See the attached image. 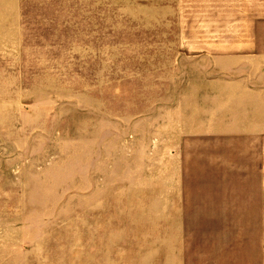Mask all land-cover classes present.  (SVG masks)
I'll return each mask as SVG.
<instances>
[{
	"label": "rangeland",
	"instance_id": "obj_1",
	"mask_svg": "<svg viewBox=\"0 0 264 264\" xmlns=\"http://www.w3.org/2000/svg\"><path fill=\"white\" fill-rule=\"evenodd\" d=\"M237 4L0 0V259L20 246L70 252L128 236L105 217L151 205L161 190L243 189L256 207L218 215L222 231L207 230L214 215L203 214L194 233L230 245L204 264H262L260 147L219 151L208 165L185 134L191 102L207 97L200 51L237 26ZM137 233L158 237V223Z\"/></svg>",
	"mask_w": 264,
	"mask_h": 264
},
{
	"label": "crops",
	"instance_id": "obj_2",
	"mask_svg": "<svg viewBox=\"0 0 264 264\" xmlns=\"http://www.w3.org/2000/svg\"><path fill=\"white\" fill-rule=\"evenodd\" d=\"M237 2L238 13L232 20L237 26L210 37L200 51L208 55L207 97L191 102L195 118L185 134L196 139L191 145L205 149L208 165L225 158L219 151L238 148L245 156L250 144L260 147L259 212L264 215V0ZM256 196L248 200L243 189L161 190L150 196L157 198L151 205L127 206L128 211L105 217L110 224L126 225L128 236L86 239L70 252L20 246L13 259L1 258L0 264H204V257L215 261L217 254H228L226 246L230 245L198 237L194 231L204 228L200 216L214 215L215 224L206 228L222 231L218 215L246 214L248 206L256 207L249 204ZM151 209L153 213L147 212ZM156 222L158 237L135 235ZM188 229L192 231L189 239ZM261 260L264 264V241Z\"/></svg>",
	"mask_w": 264,
	"mask_h": 264
}]
</instances>
